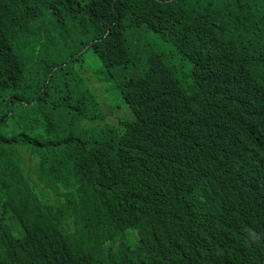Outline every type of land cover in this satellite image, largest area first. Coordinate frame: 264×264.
Wrapping results in <instances>:
<instances>
[{"label": "trees", "instance_id": "1", "mask_svg": "<svg viewBox=\"0 0 264 264\" xmlns=\"http://www.w3.org/2000/svg\"><path fill=\"white\" fill-rule=\"evenodd\" d=\"M24 1L48 15L52 52L23 68L13 38L0 36V264H169L183 244L235 264V244L198 212L230 194L264 233L244 183L264 174L245 155L256 146L248 132H264V0ZM196 77L202 94L183 113ZM115 89L136 115L121 125L150 144L148 155L119 149L118 163L151 168L133 180L117 166L107 190L91 180L60 192L95 150L91 129L116 138Z\"/></svg>", "mask_w": 264, "mask_h": 264}, {"label": "clouds", "instance_id": "2", "mask_svg": "<svg viewBox=\"0 0 264 264\" xmlns=\"http://www.w3.org/2000/svg\"><path fill=\"white\" fill-rule=\"evenodd\" d=\"M158 2L163 3L164 1L158 0ZM184 3L185 0H181L182 7ZM40 4L39 2L29 4L24 0H0V36L3 39H7L8 36L13 38V42H8L18 54L20 52L23 55L24 60L19 56L20 61L23 63V68L33 67L37 69L41 64H45L51 59L52 51L48 40L53 36V30L46 34L50 20L48 15L38 14L37 10ZM251 31H254V29H251ZM211 83L212 81L210 80ZM194 85H197L198 91H189L184 95L186 106L183 113L202 94V87L197 77ZM113 91H116V89ZM118 95L120 96L119 93ZM124 104L126 103L124 102ZM129 111L132 113V117L124 119L116 117V109L111 111L112 123L115 124L116 129V138L113 140L104 136L101 130L91 129V139L96 143L95 150L79 161L73 173L76 170L81 171V173L73 179L67 188L61 189L60 192L72 193L74 185H82L91 180L97 184L104 182L101 190H107L112 183V179L110 181L107 180L111 178L113 170L117 166L119 169H125L128 165V171L133 180L139 179L141 173L147 174L146 170L151 168V164H146L139 160L128 164V158H125L124 164L118 163L117 154L119 149L120 152L127 155L134 153L148 155V148L150 147L146 135L132 127L126 130L124 125H121L124 120H136L135 113L130 108ZM239 116L243 117L245 115L240 113ZM248 133L254 138L256 146L247 151L245 155L258 157V161L264 165V132ZM150 159H154V155H151ZM187 163L190 164L191 162L187 160ZM62 178L65 177L58 178V180ZM244 183L253 191L257 206L260 212L264 213V174L260 173L256 179L249 176L244 180ZM55 190L57 192L58 189L55 188ZM179 203L184 208L181 211L183 217L192 218L195 216L196 212L194 210L185 209L190 205L187 197H181ZM198 213L204 218L203 224L205 227H218L220 230L219 238L227 239L230 247L235 244L237 255L235 264H264V233L260 229L252 210L245 202L230 194H221L212 205L211 198L207 197L201 203V210ZM178 214H180V211H178ZM181 215H178V223L182 227H190L184 224ZM184 235L188 237V233H184ZM169 247L170 245L166 248ZM169 264L217 263H214L207 253L183 244L179 251L171 254Z\"/></svg>", "mask_w": 264, "mask_h": 264}, {"label": "rangeland", "instance_id": "3", "mask_svg": "<svg viewBox=\"0 0 264 264\" xmlns=\"http://www.w3.org/2000/svg\"><path fill=\"white\" fill-rule=\"evenodd\" d=\"M91 59L87 60V63L85 61V69H86V76L89 78L90 76H93V69L91 67ZM109 97L116 103V117L119 119H124L126 117H132V113L129 111V107L124 104L120 96L116 91H113Z\"/></svg>", "mask_w": 264, "mask_h": 264}]
</instances>
